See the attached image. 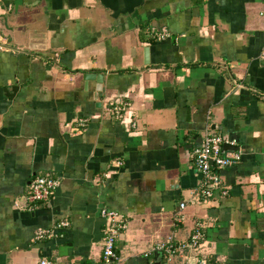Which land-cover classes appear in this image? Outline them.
Instances as JSON below:
<instances>
[{"label": "crops", "instance_id": "crops-1", "mask_svg": "<svg viewBox=\"0 0 264 264\" xmlns=\"http://www.w3.org/2000/svg\"><path fill=\"white\" fill-rule=\"evenodd\" d=\"M0 45V264H97L102 209L127 223L120 264H184L152 250L198 224V257L264 264V0H0ZM208 132L241 159L181 210ZM36 177L49 203L26 201Z\"/></svg>", "mask_w": 264, "mask_h": 264}, {"label": "built area", "instance_id": "built-area-1", "mask_svg": "<svg viewBox=\"0 0 264 264\" xmlns=\"http://www.w3.org/2000/svg\"><path fill=\"white\" fill-rule=\"evenodd\" d=\"M150 35L157 41H164L170 38V33L166 28H152ZM1 49H3V46L0 45V50ZM112 111L116 116L120 113L118 107H113ZM87 123L88 121L86 118H81L72 130L75 133H80L87 126ZM225 144L222 138L208 132L205 133L201 144L192 151L191 157L194 169L201 178L196 189L191 193L190 199L187 202H181L179 204V209H185L188 203L193 204L211 200L217 193L221 196L227 195L228 188L222 183L219 177V171L237 165L241 159V153L238 151H224L223 146ZM57 185V181L51 178L36 177L32 179L28 186L26 201L30 205L34 203H49ZM33 207L34 206L30 209ZM100 215L105 221V228L102 238V253L100 261L97 264H120V259L115 251V239L121 232L126 230V220L115 211L109 209H102ZM180 220H182V218L179 215L174 218L176 223ZM67 225L68 224L63 221L58 224V228H63ZM52 236L53 233L51 231L39 230L35 238L36 240H44ZM204 240L205 235L202 231V225L198 224L188 240L177 242L172 236H169L166 240L157 244L152 252L161 255L167 263L175 259H181L184 264H225L224 261H214L197 256L196 253ZM38 264L72 263H62L58 259L42 258Z\"/></svg>", "mask_w": 264, "mask_h": 264}, {"label": "water", "instance_id": "water-1", "mask_svg": "<svg viewBox=\"0 0 264 264\" xmlns=\"http://www.w3.org/2000/svg\"><path fill=\"white\" fill-rule=\"evenodd\" d=\"M83 80L84 81H91V80H94L96 81L98 84H101L102 83V77H99L98 75L94 74V73H85L83 75ZM102 92V86L100 85L97 89V93H101ZM228 148V145H224L223 146V150L225 151V149ZM231 148V147H229Z\"/></svg>", "mask_w": 264, "mask_h": 264}]
</instances>
